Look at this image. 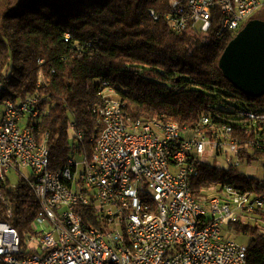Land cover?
Returning <instances> with one entry per match:
<instances>
[{
	"label": "built area",
	"instance_id": "obj_1",
	"mask_svg": "<svg viewBox=\"0 0 264 264\" xmlns=\"http://www.w3.org/2000/svg\"><path fill=\"white\" fill-rule=\"evenodd\" d=\"M166 19L173 32L207 33L216 21V41L231 39L264 9V0H170ZM154 18L157 16L151 12ZM41 62V61H40ZM45 83L42 73L37 85ZM111 90L98 109L102 131L91 157H71L50 170L49 149L32 121L43 112L39 96L5 98L0 78V186L19 180L32 190L38 210L20 233L0 221V260L5 264H246V246L226 226L252 215L263 201L226 184L198 201L190 180L206 152L237 167L244 148L264 153V110L243 109L241 143L227 123L208 116L180 129L175 122L134 119ZM208 133L213 134L209 139ZM81 137V135H78ZM27 169L29 173L22 170ZM18 174L9 184L8 173ZM1 197V192H0ZM11 217V204L6 207Z\"/></svg>",
	"mask_w": 264,
	"mask_h": 264
},
{
	"label": "trees",
	"instance_id": "obj_2",
	"mask_svg": "<svg viewBox=\"0 0 264 264\" xmlns=\"http://www.w3.org/2000/svg\"><path fill=\"white\" fill-rule=\"evenodd\" d=\"M169 4L170 0H0L3 94L11 99L39 96L43 112L31 123L36 139L45 140L49 149L50 170L60 169L71 157H91L103 128L98 109L107 89L134 119L175 122L182 130L195 127L205 115L216 126L231 125V136L241 143L255 137L245 133L240 113L246 108L264 110V95H245L218 65L231 38L216 41V21L207 33L173 32L166 19ZM261 12L252 18L264 20ZM40 73L43 85H37ZM226 100L236 105L232 113L214 107ZM208 137L213 139V134ZM239 158L249 166L263 160L264 153L247 147ZM195 165L198 173L190 186L198 201H206L226 184L262 199V208L227 224L226 237L248 235L246 264H264V177L208 163L205 154ZM0 192V221L20 233L29 229L38 210L31 188L19 180L12 188L0 186ZM7 204L12 208L9 218Z\"/></svg>",
	"mask_w": 264,
	"mask_h": 264
},
{
	"label": "water",
	"instance_id": "obj_3",
	"mask_svg": "<svg viewBox=\"0 0 264 264\" xmlns=\"http://www.w3.org/2000/svg\"><path fill=\"white\" fill-rule=\"evenodd\" d=\"M219 68L238 90L250 97L264 95V20L250 19L227 43Z\"/></svg>",
	"mask_w": 264,
	"mask_h": 264
},
{
	"label": "rangeland",
	"instance_id": "obj_4",
	"mask_svg": "<svg viewBox=\"0 0 264 264\" xmlns=\"http://www.w3.org/2000/svg\"><path fill=\"white\" fill-rule=\"evenodd\" d=\"M261 13H262L261 16L264 17V9L262 10ZM235 106L236 105L234 103H232L230 100H226V102L224 104H215L214 105V107L217 110L226 111V112H230V113L233 112ZM205 155L207 157L208 163L217 162V164L219 163L221 165V167L225 166V157L223 154L216 156L215 152H213V153L206 152ZM263 165H264V159L254 161L249 166L245 162H240L239 165L237 166V169L240 170L241 172L246 173L247 175H250V176L258 178V179H262L264 177ZM22 171L24 173H29V171L27 169H23ZM7 177L9 180V184L14 185L18 181L19 175L14 173L13 171H11L8 173ZM231 238H233L235 240V242H237L239 245H242V246H246L250 240V237L248 235H242V234L236 235V236L233 235Z\"/></svg>",
	"mask_w": 264,
	"mask_h": 264
}]
</instances>
